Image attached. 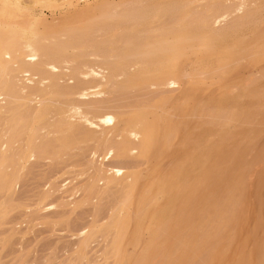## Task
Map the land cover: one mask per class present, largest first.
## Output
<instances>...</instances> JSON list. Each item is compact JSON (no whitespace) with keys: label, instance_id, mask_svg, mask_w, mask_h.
<instances>
[{"label":"bare ground","instance_id":"obj_1","mask_svg":"<svg viewBox=\"0 0 264 264\" xmlns=\"http://www.w3.org/2000/svg\"><path fill=\"white\" fill-rule=\"evenodd\" d=\"M37 1L38 0H0V114L9 113L10 111H8L7 109L13 103H19L20 105L25 106L24 109L22 110V114L18 118L14 119L12 122L9 121V119H7L6 117L3 120V122H0V193L6 189L11 188L14 185L17 178L21 175V172L24 170L25 165L28 164L31 158L37 155H44L45 153H47L48 148L51 150L50 151L51 154L49 155L55 156V154H58L57 152H59V150L61 149H66L69 146H74L75 144H79V142L81 143L83 141H89V142L91 141V142H95L96 145L95 151L93 152L94 156L96 154V150L99 148L100 145H102V150H101L102 159H104L107 156H124V155L134 156L139 159L140 158L145 159L144 161L146 162V166H147L149 165L148 164L150 160L148 159L149 157H155V155H157L158 158L157 156L156 158L158 160L159 158L160 160L163 158L164 156L163 153L159 151L162 148L163 150L165 148L164 154L166 153L165 155L168 157L167 154L169 153L170 157L168 158H171L172 154L170 153H174V152L172 151L168 152V150L171 147L168 148L167 150L166 146H167V140L169 139L171 132L176 129L175 127L176 123L172 124L170 122L172 119H168L167 116L168 114L164 111L166 114L165 115L162 114L164 112L161 113L162 120L159 118L160 120V122H158L159 124H155V122L154 123L152 122L155 120L151 118L154 112L151 109H148L152 111V112L150 111L151 113H148L149 112L148 110H147L148 112L144 110L145 105L149 106V108H151L150 106L157 107V105L159 106L162 105L163 99L166 98L163 97V98L155 99L148 104L142 105L138 108L135 107V109L133 110L122 111L123 109H121L118 111V109H115L116 106L112 105L110 102H109L110 107L112 108L103 107L102 109V107L99 106H103L106 102L100 98V104H101L100 105L99 100L97 99L99 98V96L97 98H95L94 96L105 92L107 86L109 85L110 87V84H112L111 89H116V90L118 88L120 90L123 88L124 90L127 89L128 87L130 88L135 86H147L149 88L151 87L157 88L160 85L162 86L165 85L168 87L174 85L176 87V85H180L182 83L184 77L187 78V80H189V78H191V76L193 75V74L190 75V71L189 74H185L186 72L185 69L182 68L183 67L182 64H181L182 70L180 68V62L184 58L186 59L187 56L190 57V55L188 54H193V56H197L196 57L197 61L196 58L195 60H193L192 58L193 56H192L191 57L192 60H190L192 61V63L189 60H187L184 61L186 64L190 63V65L192 64L194 65L193 62L196 61L195 63L198 64L199 71L202 70V72H212L213 70L210 71L211 69L219 68L224 61L228 63H234L240 60L241 58L243 59L244 56L243 57L241 56L243 55L242 53L248 52L249 49L251 53L253 52L256 53L255 51L259 50L258 49L260 46L259 44L264 43V40L260 39L261 43L260 42H258L259 44L256 43L258 46L255 45L256 47H253L255 50H253L251 45H253L252 44L253 40L257 35L256 36L254 35L255 37L252 35L254 38L248 42L247 40L245 41L243 39V37L245 36L244 34L240 35V33L242 32L244 33V30L246 31L247 29L244 30L242 29L243 30L242 32L239 31L241 30L242 27L244 28L246 25H248L249 27V25L253 26L254 24H256L255 22H257L256 19H258L257 16L259 15L260 12H262L261 14L264 15L263 11H260L261 9H264V4L261 2V4L257 5L256 2L257 0H105L104 2L101 0L102 3L100 4L96 3L97 5L95 4L94 6L91 7H87V8L83 7V9L79 11H73V10H72L73 12L69 11L70 13L67 12L68 13L67 15L65 16L62 15V17L60 16L51 19V21L48 23L46 19H45L46 21H44V17L41 18L39 16V19L38 18L36 19L34 15L31 13L32 10L30 11V8H32L31 6H34L33 4L36 3ZM44 1L47 2L50 6L54 7L58 5V2L60 0H44ZM70 1L75 2V0H70ZM226 6H228L227 7L228 9H232V10L229 11L227 9L229 12L227 11H226L227 13L223 12L221 15L223 19L226 18L225 19L226 21L229 20L228 21L229 24L219 25L218 20L216 18L217 14L218 12L224 11L222 9L224 8L226 9ZM208 8L210 9L209 11L210 14L206 15L205 11L207 12L206 9ZM219 8L221 10H219ZM182 11H186V13L184 15L183 14L181 15L180 12ZM194 11L195 12L197 11V13L195 14ZM216 11L218 12L216 13ZM213 13L215 16H213ZM197 14L198 15L201 14L200 17L198 16L200 19L202 18V15H204L203 16L204 19L200 20L196 16ZM168 16H170V19L174 18L175 21L174 19H172L174 22L170 20L172 23L170 22V24H166L167 26L166 27L164 26L165 23L164 24L161 23L159 19H161L162 22H165L166 19L163 20V18L165 17L168 18ZM185 16H191L195 18L197 17L199 20L196 18L197 20L194 21L199 23H192L191 21L182 22L181 19L182 17ZM254 20H256L254 24H250ZM259 20L260 19H258V21ZM155 21H158V23L160 22L161 25L160 24L156 25L157 22L155 23ZM260 21L264 22V18H262ZM260 21L259 23H261ZM151 22L155 24L151 25L152 24ZM149 26L152 27H150L149 29ZM156 26L159 27L157 28ZM161 26H163L164 29L166 30L162 29L163 27ZM154 29L156 30L154 31ZM157 30L158 32H156ZM251 30H253V28H251ZM144 33H146V35ZM257 33L258 31L256 32V34ZM141 34H143L144 36ZM123 35L124 38L122 37ZM242 35L243 37H240ZM261 35L264 36L263 33ZM259 36H257L258 39L256 38L257 39L256 41H260L259 38L263 37V36L260 37ZM248 37L247 39L249 40ZM261 46H263L262 48H264V44L263 45L261 44ZM250 51L248 52V54L250 53ZM253 54L252 55L250 54L252 56V59L254 58ZM228 67L231 68V66ZM235 67L236 66H234V68ZM190 68L192 67L190 66ZM194 68H196V66ZM193 70L195 71V69L191 70L192 73ZM226 70H228V68H226ZM225 72L226 71L224 70V73ZM194 74L196 73L194 72ZM20 80H22L25 83L24 86H20V84L17 83ZM191 80L193 79L191 78ZM219 80H221V78ZM63 81H65L66 83L61 84V82L63 83ZM185 81L186 80L184 79V82ZM186 82L184 85L187 84V86L184 87L185 90L183 92L186 94H184L183 97L188 96L187 88L193 86L192 84H190L191 86H188L189 83H191L190 80L189 82L188 81ZM262 82L264 84L263 80ZM256 85L257 82L255 86ZM207 87L209 88V86ZM246 90L248 92L250 91L248 90V88L247 89L245 88V89H241L236 95H234L235 98L241 97L240 100L235 99V100H239L237 101V103L241 102V100L244 101L243 97L247 96L245 93ZM216 91L219 92L218 90ZM43 94H45L44 97H42ZM175 94L176 93H174L173 95ZM190 94H192L191 91ZM194 94L192 99H194ZM209 94L210 93H208L207 97L209 96ZM89 96L90 97L93 96L95 99L92 97V99L89 102L82 100L88 98ZM168 97L169 96H167V100L168 99L170 100L171 97L173 98V96H171L170 98ZM183 97L179 96L177 98L178 99L180 98L179 99L180 101L182 100ZM214 97L216 98V96ZM224 99L222 98L220 103L217 102L220 100H217L216 102L218 104L215 102L218 107L221 105L222 102L224 103ZM226 99L228 100L227 97ZM232 99H229L230 101L227 102L229 103L232 102L231 104L234 107V105L237 103L235 100L234 103ZM167 100H165V102ZM35 101H37V106L33 111L32 108L30 109L28 107V105H30ZM102 101H104L105 103ZM261 101L263 102L264 100ZM198 103L197 104L199 106L201 105L204 106L203 104L200 105L199 101ZM243 103L244 102H242V104L240 103L241 107L238 105V107H240L239 110L233 111L234 113L238 112L237 116L239 117L238 118L239 121H241L239 113L241 114V116H243L242 114L246 112L245 110H241L242 105H245V103L244 104ZM181 104L183 106V102ZM197 104H196V108H198ZM212 104L214 103L212 102ZM107 106H109V104H107ZM85 107H88V109H86ZM236 107L237 106H235V108ZM184 109L186 110L187 108ZM213 109L211 110V112L213 111L212 113H214L215 111V109L214 110ZM178 110L184 112L182 108ZM205 110H203L202 112L204 113ZM207 110H209L208 107ZM181 112H179V115ZM197 112H199V110ZM233 112L230 113L231 116L236 115ZM147 113L152 114L150 115L151 116L150 118ZM196 113L194 112V114L197 117L198 113L197 114ZM214 115L217 116L215 113ZM214 115H212V117L215 118ZM162 116L164 117L162 118ZM184 116L185 115H183V117ZM207 116L208 115H206L205 118L203 119H206ZM212 117H207V118H209L210 120V118ZM197 120L201 121L202 119L199 118ZM189 121L191 122L190 119ZM208 122L209 121L207 120V123ZM168 123L172 124V126L169 125ZM186 123H188L187 120ZM207 123L205 126L206 127L208 126L209 128L214 124L213 121H212L213 124L211 123V121L209 122V124L211 123L210 126ZM182 124L183 123H181V125ZM201 124L202 126H204L203 123ZM191 125L193 126L195 124H191ZM225 125L226 124H224V126ZM185 126L187 127V124ZM197 126H195V130ZM222 126L223 125H221L220 127L222 128ZM186 127L181 126V128H186ZM208 127L204 130L208 131L209 129ZM217 127L214 128L213 126L212 127L213 129L210 128V132H212V130H215L212 133V136L216 132L218 133V130L221 129L220 127L218 129ZM199 128L200 127H198V129ZM225 130H226L225 132H227L228 129ZM235 130H231L230 132L233 133V131ZM188 131H190V129H188ZM18 133L25 134V141L23 144L16 143L15 136ZM191 134L189 135L191 136ZM208 135L210 134L207 133V135L205 136H207L208 138L209 137ZM215 135H214L215 139H213L214 137H212L211 139H209L210 137L208 138V143L209 140H211L212 143H214L213 141L216 140V136L218 137V135L221 137V139H223V141L228 138L226 135H225L226 137H223V135L221 136V133L220 134L218 133V135L216 136ZM205 136H201V137L197 136V137L200 139ZM231 136L232 134L229 136L230 140H231ZM198 138H196L195 140H197ZM221 139L218 138V140L215 141L216 144L214 143L213 146L209 145L208 147L207 144L205 145L202 144L204 150L202 149L201 144L197 146L193 143L197 148V151H195L196 148L192 146L193 148L190 147L192 149L191 150L192 153L188 155L186 154L188 153V151H184V148H187L184 147L186 145V140L185 139H182V141L180 140L182 145L181 147L182 148L184 147L183 151L187 155V158L179 160L173 158L172 156V158L175 160V162L174 160H170V162L173 161L172 163H169L167 160L168 158H165L168 162L167 165L170 168H168L165 165L164 168L166 169H163L162 167L163 170L161 169V167H159L160 165L158 164L156 165L154 162V164L151 167L152 168L155 167V168H153V170H148V171H150L149 173L152 174L156 173L157 175L159 173V175L157 177L153 175L152 177L153 178L155 177L156 181H150V184L149 182H146L147 180L148 181L150 180L147 178L149 176L151 177V174L149 173L147 174V172H146L147 176L145 175L147 178L142 176L144 177V179L147 180H144L143 178H142L143 180L141 179L142 171H140L141 174L139 173L138 175L133 177L130 176L128 177L127 174H123L119 176L120 177L119 179L123 178L124 180L130 181L131 191L130 193H127V195H125L124 197H121V199L118 201L117 207L111 213L110 215L111 217L109 216V219H111V221H109L107 225L101 226L102 228H99L97 230L95 229L96 232L98 231L100 232V230L103 229H107V230L109 229L111 231L112 230L114 231L113 248H112L113 255L116 258L114 264H150V262H152L153 264L154 262L153 260H155L153 258L155 256L153 257L152 254L153 253L155 255L157 254L155 253L154 249L147 248L145 246L147 245L148 242L147 240H143L144 237H142V232L144 231V229L149 232L148 233L149 235L157 234L158 238L162 242L163 240L165 241V239L168 237L167 232H171L172 235L176 234V236L177 237L180 236V238L183 237L184 235L192 234L197 239V241L201 240L204 247L207 248L206 247L207 241L210 238L217 236L216 233L218 234L217 232L218 229L217 230L215 229L214 232L212 233L210 232L213 228V227L211 228L210 226L211 224L207 227L208 223L211 220V218H209L210 215L211 217H213L214 220H216L214 218V214L210 213L213 212V210H208L210 206L209 207L206 206L205 209L210 211L208 213L205 211V213L207 214V218L205 216L206 214L202 216L203 220L198 218L200 222L201 220L204 222L201 225L199 222L198 226L197 223L195 222L198 220L195 219V217L193 216L194 214L198 215V213H194V214L192 213V210H194L192 208H196V207H192V205L196 204L197 201H200V198L203 195L202 193L204 192V191L202 192V190L205 189V184L202 181H194L196 173L192 174V172L200 170L201 172L199 171V173L201 174L203 172L211 171V169L214 167H212L211 169L207 167L208 166L207 163L210 162V160L212 161L211 157L213 155L211 154L217 156V159L219 158L223 160L225 158L223 162L224 164H226V166L225 165L224 166L225 167H228V165L230 166L231 163L228 164L226 162L228 161L230 162V158L234 155L230 153L229 156L228 155L225 156V153L226 152L228 153V150H226L225 147L222 148V146L226 144L229 145V143L231 145L234 142L228 141L227 139V143L225 141L224 143L220 141ZM50 140H53L55 143L52 144ZM193 140H194V136L192 141ZM199 141L197 140L196 142ZM202 141H206V139L203 138ZM234 144L235 146L234 145L232 146L236 147V142ZM232 146H228V148L231 149ZM177 147H179V145ZM205 147L208 150H206ZM198 148L201 149L203 152H205V154L201 150H198ZM222 150L224 151L222 152ZM234 150L235 149H233V151ZM236 150L234 152H236ZM200 151L204 154V157H201L203 154L199 153ZM175 152L177 153L179 151H177L176 149ZM197 153L198 155L201 154L200 157L197 155ZM222 155L224 157H222ZM228 158L229 160L227 161ZM200 159L202 160L200 161ZM217 159L215 158L214 161L212 162L216 161V164L218 165L221 164V162L218 161ZM236 162L238 163V161ZM208 164L211 166L212 163L210 162ZM224 166L223 168L225 169ZM148 167H150V165ZM157 167L161 170L157 169ZM220 170L221 169H219V171ZM93 172L94 174L92 173L93 177L90 185V191L93 190L97 185L96 180L102 178V176L110 180L117 179L115 178V176H113L111 172L100 171V170H93ZM143 172L145 173V171ZM166 173L170 174L171 185L176 184V182L180 183L181 190L187 193L186 200L188 207L186 206L180 207L179 204L183 200L182 198H177L176 196L172 197L170 200H165L164 198L163 199L160 198L150 206L147 207L143 206V203L141 202V198L142 196H144L143 193L149 187L153 189L154 186H156L157 183H159L161 178ZM221 174L225 175L223 173ZM191 175L192 177H190ZM230 184L231 183H229V185ZM231 188L229 189L230 191L232 190ZM230 193H234V191L232 190V192ZM231 196L234 197V195ZM44 197H47V194H45ZM44 197L42 195L39 201L41 202L42 198ZM199 203H202V201ZM189 204L191 205L190 207ZM198 207L200 208V205H198ZM170 208L173 209L172 213L169 211ZM202 209L204 208L202 207ZM239 212L240 211H238V213ZM223 216L225 215L223 214ZM231 217H233V214ZM204 218H206L207 220L205 219L206 220L205 221ZM208 218L210 220H208ZM147 219L149 223L144 222ZM161 219L165 220V223L167 224V229L162 230V232L158 233L155 231V229L157 223L160 222L159 220ZM193 222H195L194 224L197 226V227L195 226L196 229L195 227H193V229L197 230L199 225L200 228L202 227L201 230L203 231L200 235H197L196 232L192 230V226L194 225ZM213 222H216L218 224L217 227L222 228L224 226V225H220L218 221H213ZM216 223H214V226L216 225ZM93 229L94 226L92 229L90 228V230ZM128 229H131V231H128ZM124 233L127 234L125 236H128V238L124 237L122 239ZM246 233H247L246 235H248V232ZM141 239L143 241L142 242L143 244L140 243ZM179 240H180L179 238H176L173 240V242L178 243ZM140 245L141 248H139ZM254 245L252 246L254 247ZM135 247H138L137 250H135L136 249ZM258 247H260V249L258 248L259 250H257L259 251L258 254L259 257L258 256L257 257L260 261V264H264V243L261 246L259 244ZM139 249L141 251H139ZM192 249L193 248L186 243L184 245L178 244L177 248L174 247L171 250H165V252H163L165 256V259H163L164 260L163 264L182 263L184 261L183 259L189 254L188 252H192L193 255L194 250ZM149 250L152 254L149 253ZM206 250L208 251V249ZM246 250L248 251V249ZM200 251L203 252V249H201ZM255 256H256V252H255ZM198 257L199 256H197V258ZM149 259L150 261H147ZM202 260H200V262L198 261V263L210 264L213 261V260L211 261V258L209 259V261L205 259L203 262ZM236 260L235 262H237L238 264L239 260L238 261ZM161 261L162 260H160V262ZM185 261L183 262L184 264H186ZM155 263L156 261L154 262V264ZM243 263L245 262L243 261Z\"/></svg>","mask_w":264,"mask_h":264},{"label":"rangeland","instance_id":"obj_2","mask_svg":"<svg viewBox=\"0 0 264 264\" xmlns=\"http://www.w3.org/2000/svg\"><path fill=\"white\" fill-rule=\"evenodd\" d=\"M38 1H37L38 3L36 2L33 4L34 6H31L32 8H30V11L32 10L31 13L34 15V17L36 19L37 18L39 19V16L41 18L44 17V21L47 20V23H48L51 21V19H54V18L60 17V16L62 17V15L65 16L68 13L73 12V11H79V10L83 9V7L87 8V7L94 6L96 3L100 4V3H102V1L104 2L105 0H102V1L101 0H84V1L83 0H75V2L70 1V0H60L58 2V5H56L57 7L56 6H54V7L50 6L44 0H38ZM256 2H257V5L261 4V2L264 4V0H257ZM46 6H48V7H46ZM227 7L228 6H226V9L223 7L224 9H222V10H224V11H222V12L216 11V13L218 12L216 18L218 20L219 25L229 24V22H228L229 20L226 21L225 20L226 18L223 19L222 15H221L223 12L225 13L226 11L229 12L232 10V9H228ZM220 8H219V10H221ZM229 8H231V7H229ZM206 10H207V12L204 10L206 15L207 14L209 15L210 9L208 8ZM260 11H263V14H264V9H261ZM180 13H181V15L182 14L184 15L186 13V11H182ZM196 13H197V11L195 12V14ZM261 13L262 12H260L259 15L257 16L258 19H260V20L262 18H264V15H262ZM204 15H202L201 19H204L203 18ZM260 15H262V16H260ZM196 16L200 17L201 14L200 15L197 14ZM213 16H215L214 13H213ZM259 17H261V18H259ZM196 18L191 17V16H185V17H182L181 21L182 22L191 21L192 23H199V22L194 21V20L198 19V18L197 19ZM172 19H174V18H172ZM172 19H170V16H168V18L167 17L163 18V20H165V22H162L161 19H159V20L161 21V23H163V24L165 23L164 26H166V24H170V22H171L170 20H172ZM205 19H207V18H205ZM258 19H256L257 22H255L256 20H254L252 23H250V24H254V22H255L256 24L253 25L255 27L249 25V27H250L249 28L248 25H246L244 28L242 27L241 30H239L240 32H242L244 29H247L246 30L247 32L245 30H244V33L239 32L240 35L241 34L245 35L244 37H243V35L240 36V37H243V39L245 41L247 40L249 42L256 35L259 36L260 33L264 34V22H261L259 20L261 23H263V24H261V23H259ZM207 20H209V19H207ZM158 21H155V23L157 22L156 25L157 24L161 25V23L160 22L158 23ZM174 21H175V19H174ZM154 24L152 23L151 25H154ZM150 27H152V26H149V29H150ZM161 27H163V26H161ZM251 28H253V30H251ZM162 29H164V27ZM249 29H250V31H249ZM155 30L156 29H154V31ZM164 30H166V29H164ZM255 30H256V32L258 31L257 34H256ZM151 31H153V30H151ZM252 31H253V33H252ZM156 32H158V30ZM156 32H154V33H156ZM250 32H251V34H250ZM144 34L146 35V33H144ZM261 34H260V36H263ZM141 35H143V34H141ZM252 35L253 36L255 35V36L253 37ZM248 36H250V37H248ZM257 36L253 40V43H252L253 45H251L252 48L256 47L255 45L259 44L258 42L261 43V40H264L263 39L264 36L263 37L259 36L260 37L259 40L260 39L261 40L256 41L258 39ZM122 37L124 38V35ZM247 37L249 38V40L247 39ZM261 44L263 45L264 43H261ZM261 44H259L260 45L258 48L259 50L255 51L256 53H254L252 51L255 55L253 53H251V51L249 49L250 53L248 54V52H249L248 50H247L248 52H246V53L243 52L242 53L243 55H241V56L242 57L244 56V57H243V59L241 58L240 60H238L239 62L237 61L234 63H228V62L224 61L220 65L219 68L211 69L210 71L213 70L212 72H202V70L199 71V66H198V64L195 63L197 61V58H196L197 56H193V54H188V55H190V57L187 56L186 59L184 58L180 62V68L183 65L182 68L185 69V72H186L185 74H189V71H190V75L193 74L192 75L193 77L191 76V78L193 80H191V78H189L191 83H189V85H188V86H191L190 84H192L193 86L187 88L188 96H185V97H183V96L186 93H183V92L185 90L184 87L187 86V84L186 85H184V84L186 81L189 82V80H187V78H185V77H184V79L186 80L185 82L183 79V81L180 85H176V87H178L179 89L176 88L174 85L169 86V87L165 86V85L164 86L160 85L157 88L156 87L155 88L154 87L149 88L147 86H135V87H130V88L128 87L127 89H124V90H123V88L121 90L119 88H118L119 90L118 89L116 90V89H111L112 84H110V87L108 85L105 92H103L104 94L100 93V94H97L94 96L95 98H97L99 96V98H97L99 100V104H100V98L103 99L107 104H109V106H107V104L104 101H102L105 103L104 105H106V106H104V105L99 106V107H102V109H103V107H107V108L110 107V103H111L112 105L117 107V108L115 107V109H118V111L121 109H123L122 111L133 110V109H135V107L138 108L142 105L150 103L151 101H153L155 99H159V98H163V97L166 98V99H163L162 105H160V106L157 105V107L156 106H150L151 108H149V106L145 105L144 110L146 112L149 111L148 113H151L152 111L154 112L153 115L148 114V113L147 114H148L149 118L151 117L150 115H152L151 118L153 120H155L152 122L153 123L155 122V124H159L158 123V122H160L159 118L161 119V113L164 111L168 114L167 115L168 119H172L170 122L172 124L176 123V125H175L176 129L175 130L178 133L175 130H173L171 132L169 139L167 140V146H166L167 150H168V148L171 147L168 150V152L172 151L174 153H170V154H172L171 158H168V157H170V155L168 153L167 154L168 157H167L165 155L166 153L164 154L165 148H164V150H163V148L160 149L159 151L162 152L164 155V156L162 155L163 158L161 160L159 158V160H158L157 155H155V157H149L148 159H150V160H149L148 164L150 165V167L155 162L156 165L157 164L160 165L159 167H161V169H162V167H163V169H166V168H164V166L166 165L168 167L167 163L168 162L172 163L173 161L170 162V160H174L173 158L179 159V160L187 158V155L192 153V151H191L192 149L190 148L192 146L195 147V145L198 146L200 144H201V147H202V144L203 145L207 144L208 147H209V145L213 146L215 141L218 140V138L221 139V137L218 135V133L219 134L221 133V136L223 135V137L227 136L228 141H233L234 143L236 142V147H234L235 146L234 143L231 145H230V143H229V145L228 144H226V145L222 144L223 145L222 148L225 147V149L228 150V153H229L228 154L226 152L225 156L226 155L229 156L230 153H232L234 155V156H232L233 158L230 156L231 157L230 162L228 161L229 158L227 159L228 162L225 161L228 164L231 163L230 166L228 165V167H225L226 164H224V162H223V160H225V158L223 160L219 159V158L217 159V156H215L214 154H211L214 156V157L210 156L212 158V161H214V159L216 158L218 161L221 162V164L218 165V164H216V161L212 162L209 158L210 162L213 165L211 164V166H210L208 164L210 162H208L207 167H209V169L214 167L211 169V171L203 172L201 174L199 173L200 170L192 172V174L196 173L194 181H202L205 184V189L202 190V192L204 191L202 193L203 195L201 197L202 200L200 198V201H197V202L195 201L196 204H193L192 207H196V208L191 207L192 209H194V210H192L193 214L198 213V215L194 214V216H193L198 221H195V219H194V221L197 223V226H198V224L200 222L199 219H202V216H204L206 214L205 211L208 213V212H210L208 210H213V212H210V213L214 214V218L216 220H214L213 217H211V215H210V217L208 216L209 218H211V220L208 218V220H210V222L209 223L207 222L208 223L207 227L210 224H211L210 225L211 228L216 227L214 229L212 228V230L210 229L211 230L210 232L213 233L215 229L216 230L218 229L217 230L218 234L216 233L217 236L215 235L216 237L210 238L207 241V246H206L207 248H205L204 245L202 244L201 240L197 241V239L192 234L191 235H184L183 237L180 238V236L177 237L176 234L172 235L171 232H167L168 237L165 239V241L163 240V242H162L158 238L157 234L156 235H154V234L149 235L148 234L149 232L144 229V231L142 232V237H144L143 240H147V242H148L147 245H145V246L147 248L154 249L155 253L157 254V255H155L154 253L152 254L149 250V253L152 254L153 257L154 256L157 257V258H155V257L153 258V259H155L153 261L154 262L156 261L155 264H158L160 262V260H162V261L159 264L164 263L163 259H165V256H164L163 252H165V250H171L174 247L177 248L178 244L184 245L186 243L189 244L193 248L192 250H194L193 255H192V252H188L189 253L188 255H190V256H188L186 254L187 256L183 259L184 261L186 260L185 261L186 264H197L198 261L200 262V260H202V258H203V260H202L203 262L205 259L207 261H209V259L211 258V261L212 260L213 261L210 264H234V263L237 264V262H235L236 259H237L236 261L239 260L238 264L239 263L240 264H260V261L258 259L259 251H257V250L260 249V247H258L259 244L261 246L264 243V241H263L264 240V193H263V191H264V101L263 102L261 101V100H264V84L262 82V80L264 81V48H262L263 46H261ZM253 50H255V49L253 48ZM246 54H248V55H246ZM250 54L251 55L253 54V57H254L253 59H252V56ZM248 56H251V57H248ZM191 57L193 58V60H195V58H196V61L193 63L197 69L194 68L195 66L193 64H192L193 65L192 66V65H190V63H188L190 60H192ZM256 57H257V59H256ZM244 59L246 60V62ZM187 60H189L187 62L189 65L184 62ZM190 62L192 63V61H190ZM240 62L243 64H241ZM249 63L250 64L254 63L255 65L254 64L250 65ZM185 64H186V66H185ZM239 64H241V65H239ZM225 65H226V67H225ZM244 65H246V66H244ZM190 66L192 68H190ZM228 66H231V68H229ZM234 66H236L237 68L236 67L234 68ZM222 67H225V68H222ZM182 68H181V70H182ZM226 68H228V70H226ZM192 69H195V71L193 70V73L191 72ZM224 70L227 73L226 72L224 73ZM194 72L196 74H194ZM190 75H189V77H190ZM223 76H224V78H223ZM220 78H221V80H219ZM256 82H257V85L255 86ZM17 83L20 84V86L25 85V83L22 80L18 81ZM64 83H66V82L65 81H63V83L61 82V84H64ZM193 83H195V84H193ZM207 86H209V88ZM250 87H252V88H250ZM171 88H173V89H171ZM204 88H205V90H204ZM245 88L246 89L248 88V90H250V91L248 92L246 90L245 93L247 96L243 97L244 101L241 100V102L237 103V101H239L241 97L235 98L234 95H236L241 89H245ZM201 90H203V91H201ZM216 90H218L219 92H217ZM190 91L192 92V94H190ZM107 92H108V94H107ZM170 92H173V93H170ZM194 92H195V94H194ZM196 92H197V94H196ZM174 93H176V94L173 95ZM208 93H210V94L207 97ZM193 94H194V99H192ZM198 94H199V96H198ZM44 95L45 94H43L42 97H44ZM166 95L169 96L168 98L173 96L174 99L171 97L170 100L168 99L169 100L168 101ZM211 95L213 98L211 97ZM179 96L180 97L182 96L184 99L182 98V100L179 101L180 98L179 99L177 98ZM214 96H216V98ZM232 96H233V99H232ZM89 97L82 99V100L89 102L93 96L90 98ZM226 97L228 98V100L226 99ZM222 98L223 99L225 98L224 103L222 102L220 105L221 107L220 106L218 107L217 102L220 103ZM188 99L189 100L191 99V100L189 101ZM229 99H232L233 101L235 99H239V100H235L237 104H235L233 107V105L231 104L232 102H230V103L227 102V101H230ZM165 100H167L166 101L167 103L165 102ZM177 100H178V102H177ZM184 100H185V102H184ZM186 100L189 102H187ZM192 100H194V101H192ZM217 100H220V101H217ZM225 100L227 103L225 102ZM181 101L183 102V106L181 104L182 103ZM198 101L200 102V105L203 104L205 107L202 105H201L202 107L199 106ZM235 101H234V103H235ZM208 102L210 105L208 104ZM212 102L214 104H212ZM242 102H244L245 105H242L243 109L241 108V110H245L246 112L244 114H242L243 116H241V114L239 113L240 120H241V121H239L238 120L239 117L237 116L238 112L234 113L233 111L239 110ZM258 102H260V103H258ZM196 104H197L198 108H196ZM163 105H164V107H163ZM188 105H189V107H188ZM214 105H215V107H214ZM238 105L240 107H238ZM36 106H37V101L28 105V107L30 109L32 108L33 111L35 110ZM235 106H237L236 107L237 109L235 108ZM24 107L25 106H22L19 103L11 104L10 107H8V109H7L8 111H10L9 113L0 114V122H3L5 117L7 119H9V121L12 122L14 119L18 118L22 114V110L24 109ZM207 107L209 110H207ZM230 107H231V109H230ZM85 108L88 109V107H85ZM110 108H112V107H110ZM152 108L153 109L157 108V109L155 111V109L153 110ZM180 108H182V110L184 108H187V109L189 108L190 110L184 109L183 110L184 112H181V110H178ZM213 108L215 109L214 113L217 116H215L214 113H212L213 111L211 112V110ZM148 109H151L152 111L148 110ZM198 110H199L200 114L203 113L202 112L203 110H205V111L202 115H200L199 112H197ZM190 111H191V113H190ZM193 111L195 113L196 112L198 113V114L196 113L197 117ZM165 112L162 114L165 115L166 114ZM179 112H181L180 113L181 116L179 115ZM232 112L236 115L231 116L230 113H232ZM172 114H173V117H172ZM183 115H185L186 117L185 116L183 117ZM206 115H208L207 117H212V115H214L215 118L212 117L209 120V118L206 117V119H203V118H205ZM228 115L231 117H229ZM189 116H191V117H189ZM163 117L164 116H162V118ZM198 117L202 120L198 121L197 120V119H199ZM173 118H174V121H173ZM189 119L191 120V122L189 121ZM186 120L188 121V123H186ZM207 120L209 122L211 121V123L213 121V123H214V124L212 123L213 125L210 127L211 129H213L212 128L213 126H214V128H216L218 125L219 126L217 128L219 129V127L221 125H223L222 128L220 127L221 129L218 130V133L217 132L215 133L216 135H218V137L215 134H213V136H212V133L215 130H212V132H210V128L208 126H207L209 128L208 131L204 130L207 128L205 126L207 123ZM178 121L180 122V124ZM202 121H204V122H202ZM184 122H185V125L187 124V127L184 125ZM195 122H197L198 124ZM209 122L207 124H209ZM162 123H164V122H162ZM181 123H183V124L181 125ZM201 123H203V125L205 127L202 126ZM211 123L209 124V126L211 125ZM236 123H239V124H236ZM172 124H169V125L172 126ZM191 124H195V125H193L194 127ZM199 124H200V126H199ZM224 124H226V125L224 126ZM181 126H184L186 128H181ZM195 126H197L196 130H195ZM238 126H239V128H238ZM198 127H200V128L198 129ZM180 128H181V130H180ZM183 129H185V130H183ZM188 129H190V131H188ZM225 129H228L227 132H225L226 131ZM229 129H231V130L236 129V130L233 131V133H232V132H230L231 130H229ZM193 133H195V134H193ZM207 133L211 135V136L208 135L210 137V138L208 137L209 139L214 137V135L216 136V140L213 141L214 143H212L211 140H209V143H208V138H207V136H205V135H207ZM176 134L179 136H177ZM189 134H191V136ZM231 134H232V136H231V140H230L229 136ZM233 134H235V135H233ZM186 135H188V136H186ZM77 136H78V134H77ZM193 136H194V140L192 141ZM197 136L198 137L199 136L200 137L205 136L203 138L206 139V141H202L203 138L199 139ZM15 137H16V143H18V144L24 143L25 134H19L18 133ZM180 137H182V138H180ZM195 137L198 138L197 140L198 141L200 140L201 142L200 141H199L200 143L196 142L197 140H195L196 139ZM182 139L186 140V145L184 147H187V148H184V147L183 148H184V151H188V153H186L187 155L185 154V152L183 151V148L181 147L182 146L181 145ZM188 139H189V141H188ZM213 139H215V137ZM227 139L224 140L226 143H227ZM110 140H111V138H110ZM176 140H177V142H176ZM50 141L52 142V144L55 143L53 140H50ZM220 141L224 142L223 139H221ZM172 142H174V143H172ZM176 143H178V144H176ZM173 144H176L177 146L179 145V147H177L176 145H173ZM232 145H234V146H232ZM95 146H96L95 142L83 141L81 143L79 142V144H75L74 146H69L66 149L59 150V152H57L58 154H55V156L49 155V154H51L50 153L51 150L48 148L47 153H45L44 155H37V156H34L33 158H31V160L29 159L30 161L28 160L29 161L28 164L25 165L24 170L21 172V175L17 178L14 185L11 188L6 189L0 193V264H114L115 263L116 258L113 255V251H112L113 239H114V233L113 232L114 231L113 230L111 231L109 229L108 230L103 229V230H100V232L99 231L96 232V230L99 228H102L101 226L107 225L109 223V221H111V219H109V216L114 211V209L117 207L118 201L121 199V197H124L125 195H127V193H130V191H131L130 181L124 180L123 178L119 179L120 178L119 176H121L123 174H127L128 177L129 176L133 177V176L138 175L139 173L141 174L140 171H142L141 179L142 178L144 179V177L147 178L146 172L148 174L150 172L148 170H153V168H155V167H153V168L151 167L152 168L151 169L150 167H148L149 165L146 166V162L144 161L145 159H141V158L139 159V158L134 157V156H127V155H124V156H107L104 159H102V155H101L102 145H100L99 148L96 150V154L94 156L93 152L95 151ZM228 146H232V148L229 149ZM173 147H174V149H173ZM236 148H237V150H236ZM176 149L179 152L176 153L175 152ZM179 149H181V150H179ZM202 149L204 150L203 147H202ZM205 149L208 150L206 147H205ZM233 149H235L236 152H234L235 150L233 151ZM198 150H201V149L198 148ZM195 151H197V148L195 149ZM201 151L199 153L203 152V151L202 152ZM223 151L224 150H222V152ZM232 151L235 154L238 152L236 154V156ZM203 153L205 154V152H203ZM174 154H175V156H174ZM204 154L201 157H204ZM197 155H198V153H197ZM200 155L201 154H199L198 156L200 157ZM92 156H94V157H92ZM156 156H157V158H156ZM160 156H161V154H160ZM172 156H173V158H172ZM222 157H224V156L222 155ZM165 158H168L167 159L168 162ZM157 160H158V162H157ZM201 160L202 159H200V161ZM236 161H238V163ZM161 162H163V163H161ZM174 162H175V160H174ZM223 166L225 167V169L223 168ZM146 168H148V169H146ZM168 168H170V167H168ZM230 168H232V169H230ZM157 169H159V168L157 167ZM161 169H159V170H161ZM219 169H221L222 172H221V170L219 171ZM93 170L111 172L113 174V176H115V178H117V179L110 180V179L102 176V178H99L98 180H96L97 185L95 186V188L93 190L90 191V185H91L92 177H93L92 175L94 174ZM143 171H145V173ZM220 172L225 174V175H222ZM149 174H151V177L149 176L147 179H150V180L149 181L147 179H144V180H147L146 182H149V184H150V181H156V178L154 177L155 178L154 179L152 176L155 175L157 177L159 175V173H158V175L156 173H154V174L149 173ZM142 176H144V177H142ZM232 176H234V177H232ZM190 177H192V175ZM230 177H232V178H230ZM193 178H194V176H193ZM170 179H171L170 174L166 173L161 178L159 183H157V185L154 186L153 189L150 187L148 189H146V191L143 193L144 196H142V198H141V202L143 203V206H146V207L150 206L160 198H162V199L164 198L165 200H170L172 197L176 196L177 198H182V200H183L179 204L180 207H183V206L188 207L187 200H186L187 193L181 190V188H180L181 184L180 183L176 182V184L171 185ZM229 183H231V184L229 185ZM230 188L234 191V193H230V192H232V190L231 191L229 190ZM89 191H90V193H89ZM44 193L47 194V197H44V195H45ZM42 195L44 198H42V201L40 202L39 200L41 199L40 197H42ZM231 195H234V197H232ZM221 196H223V197H221ZM226 197H227V199H226ZM43 199H44V201H43ZM201 201H202V203H199ZM203 202H204V204H203ZM197 203H198V205H200V208L198 207ZM209 203H210V205H209ZM202 204H203V206H202ZM190 206L191 205L189 204V207ZM206 206H208V207L210 206L208 208V210H205ZM202 207L204 209H202ZM195 209H198V210H195ZM150 211H151V208H150ZM169 211L172 213L173 209L170 208ZM238 211H240V212L238 213ZM242 212H244V213H242ZM217 213H218V215H217ZM120 214H122V213H120ZM223 214L225 216H223ZM232 214H233V217H231ZM205 216L207 218V214ZM217 217L220 219H218ZM206 218H204V220ZM202 220L200 222V225L204 222ZM159 221L160 222L157 223V226L155 229V231L158 233L162 232V230L167 229V224L165 223V220L161 219ZM213 221H218L220 225H224V226L222 228L217 227L218 224L216 222H213ZM144 222H148V219ZM195 222H193V224ZM214 223H216L215 226H214ZM226 223H228V224H226ZM200 225L197 229L198 232H197V230H195L197 226L195 224L192 226V230L195 231L197 235H200L203 231V230H201L202 227L200 228ZM93 226H94V229L90 230V228L92 229ZM193 227H195V229H193ZM219 228H221V229H219ZM128 231H131V229H128ZM193 231H191V232H193ZM246 232H248V235H246L247 234ZM125 235H127V234L124 233L122 239L124 237L128 238V236H125ZM88 236H90V237H88ZM146 238H149V239H146ZM176 238L180 239L178 243L173 242V240ZM142 242L143 241L141 239L140 243H142ZM261 242H263V243H261ZM252 243H254L255 245ZM243 244H244V246H243ZM141 245L139 248H141ZM202 245H203V247H202ZM252 245H254V247ZM250 247H253V248H250ZM135 248H136L135 250H137L138 247H135ZM201 249H203V252L200 251ZM206 249H208L209 252ZM242 249H244V250H242ZM246 249H248V251ZM139 251H141V250L139 249ZM204 251H205V253H204ZM255 252H256V256H255ZM230 253H232V254H230ZM244 254H245V256H244ZM197 256H199V257L197 258ZM150 257H152V256H150ZM147 261H150V259ZM243 261L245 263H243ZM249 261H250V263H249ZM154 262H153V264H154ZM182 263H180V264H182ZM150 264H152V262H150Z\"/></svg>","mask_w":264,"mask_h":264}]
</instances>
